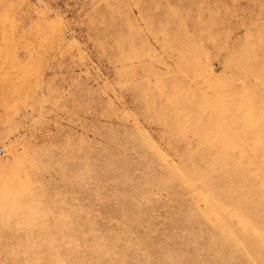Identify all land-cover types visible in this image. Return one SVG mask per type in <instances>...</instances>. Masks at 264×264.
Segmentation results:
<instances>
[{"label":"rangeland","instance_id":"1","mask_svg":"<svg viewBox=\"0 0 264 264\" xmlns=\"http://www.w3.org/2000/svg\"><path fill=\"white\" fill-rule=\"evenodd\" d=\"M0 264H264V0H0Z\"/></svg>","mask_w":264,"mask_h":264}]
</instances>
